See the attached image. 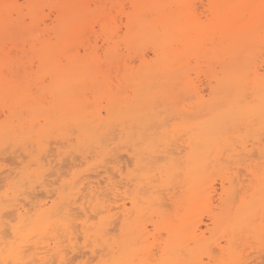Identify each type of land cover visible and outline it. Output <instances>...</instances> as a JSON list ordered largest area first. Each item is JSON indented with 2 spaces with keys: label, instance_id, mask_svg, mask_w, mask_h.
I'll return each instance as SVG.
<instances>
[{
  "label": "bare ground",
  "instance_id": "bare-ground-1",
  "mask_svg": "<svg viewBox=\"0 0 264 264\" xmlns=\"http://www.w3.org/2000/svg\"><path fill=\"white\" fill-rule=\"evenodd\" d=\"M189 1L190 0H130V2L132 3L133 10L131 12L125 13L127 14L126 16L127 20L125 22L126 32L124 31L125 35L121 37V39L127 42V44H129L130 47L133 46L135 49L140 48L141 46L143 47L144 44L152 43L154 47V55H155V58L154 57L152 58L155 59V61L153 62L149 61L147 58H145L146 55L144 56L142 55L143 53L142 52L141 58H139L141 61V64L139 62L140 66L138 68L136 67L130 68L131 66L127 67L125 72H123L124 82H125L124 85L120 84L122 87L119 85L117 86L118 87L117 89L113 90L107 84L108 75L106 73L104 74L99 69V67H97L96 64L95 65L93 64L95 60L94 62H92L93 61L92 57L94 54L93 51H95L94 49L97 46L95 45L93 46V48H90L92 44H90V42L87 44L88 42L87 41L86 44L88 46L86 48L92 51L87 52V49H86V51L84 52V55H81L79 51L75 52V50L73 49V47L76 46V44H73L75 40L72 39V36L76 35L77 33H78V38H79L80 36L84 35L86 30L89 31L88 24L92 23L90 22V18L91 20L92 18H94L95 22L99 23L101 30H103V32H106L107 34L106 42L107 40L109 42L112 41L114 43L118 42V39H115V36L118 34L117 30L119 28L117 29L111 25V23L114 22L115 20V18L112 15H110L111 13H108V12L106 13L105 9H103V7L100 5L96 6L95 9L84 8L82 5V0H57L53 4V7H55L57 10V14H56L57 24L54 23L51 27L49 26L50 27L49 29L47 28L48 31H50L54 35L53 38H55V41L51 39V37L45 38L43 34L41 36L42 37L44 36V38L40 37L39 41L37 42L36 38H38V36L36 33L38 32L35 33V31H37V28L40 26L38 24L39 22L38 20H40V16H42V12H43L42 8L49 2V0H25L27 8H28V14H29L28 16H30L31 18V22L29 24L25 22L26 20H23L25 18L23 19L21 18L22 14L20 15L19 13L18 17L14 19H13V16L10 14L12 10H15L17 13L20 12L21 7L18 6L17 0H0V27L2 29V32H0L1 33L0 44L3 45V42H5L6 39H11L13 37H16L17 39L16 38L14 39L18 40V34L21 33V30L24 29V27H27V28L30 27V33L32 34L34 32L35 35L37 36V37H34L36 40L33 41L34 45H32L33 47H31L32 50L34 51L32 52L38 58V61H39V64L37 65L38 70L36 72L37 78L39 79L41 76H43L42 74H45V73H47L50 76L49 82H47L46 84L43 82L44 84H41L43 85V87L41 86V90L48 92L50 95L49 101H43L38 95H35V96H38V97H35L33 93H31L28 89H26L27 82L24 81V79H18V75L20 74L16 75L17 73L14 72V76L16 75L17 77L15 78L16 80L13 78H9L8 76L4 74L3 69L5 68V66H9L10 64L13 63V58L12 56H8L7 53L2 50L3 47L1 48V45H0V102H3L6 98H10L11 99L9 100V102L11 101L10 108L8 109H11V117L16 115L19 118L18 119L19 123L17 124L12 123L11 121H6L7 118L5 121H2L0 123V144L7 142L6 140L10 138L13 141V136L14 137L19 136L18 139L16 138V142L20 143V145H22L21 143L26 144L24 142L31 141V140L42 144L43 138L47 137L51 133V131L53 134V132L56 133V129H57L58 130L57 135H58V133H60L59 131H64V130L69 131V129H71L72 127H74V129L77 130L76 132L77 134L79 133L77 138L79 139L82 138L84 142L88 140L89 143L100 144L103 142L104 137H106V134L108 133V131H110V129H112V131L115 129V128L113 129L114 125H120L122 129H127V132H130V134H134L133 129L136 126L138 128L137 133L139 134V136L137 137L136 134L134 136L137 137V138L135 137L136 139L135 144L138 145V147L135 149L133 156H134L135 165L137 166V168L144 169L142 173L143 177L142 179L140 178L141 183L151 184L155 181L157 182V180H159L160 178L159 184H164L165 182L167 186L169 183H170L169 185L171 186V182H173L175 179L181 176V178L186 183H188V189H191L193 191L191 195V199H193L199 195H204L206 192L210 194L213 191H217V188L213 184L212 177H211L213 172L217 169L216 171L220 170L219 173L222 177L221 194H225V198L223 199L225 203L224 209H222L220 213H213L210 217L215 226V229L216 227H218V229L222 227V229L224 228L225 232L230 233L229 238L227 240L225 239L226 244L222 245L221 243H217V248L216 249H214V247L212 248L211 245H208L209 242L207 243V241L204 240V237L202 236L203 234L201 235L198 232L200 230L199 228L200 226L199 225L197 226L196 224H195L196 227L193 226L192 227L193 229L191 231L186 232L188 230H185V229H188L189 227H190L189 230L191 229V226H192L191 222H190L191 224H188L189 226L187 225L185 221L180 222L179 226L174 225V227L170 226L172 225V223L169 225L167 224L168 225L167 229H169L168 231H169V234L171 233V237L169 238L167 237V239H165L166 242L160 248V255H158L160 256L158 257L160 258V263L158 264H193V263H197V264L198 263L199 264H211V263L212 264H237L238 261L241 264V261H240L241 257H239L240 254H238L240 251L238 250L239 248H237L238 246H236L238 234L235 232H237V230L239 229L241 230L243 227L248 228L247 231H249L250 233L251 231L253 232L257 230L258 227L257 228L255 227L254 222L255 220L259 219L258 218L259 216H261L259 215L260 212H264V175H261V173L259 172L258 165L253 167L251 165H247L246 163L247 166L245 167V170H247L248 172L246 174V176L248 175L246 177V179H248V183L246 185L244 184V182L247 181L246 179L236 180V177L232 176L233 174L230 173L229 171L230 169L229 162L231 163L232 161L231 159L232 155L229 154V151L233 150L231 148L233 146L232 139H235V137L233 138L230 132L232 129L234 130L237 129V131L241 130L242 128L235 129L236 125L238 124H244L246 128H249V129L251 128L253 129V127L260 128V126L262 127V125L264 124V75H262L263 73L262 74L259 73L257 68L253 69L249 61L252 55V48L254 46V43L258 39L264 37V33H263L264 32V0H207L204 12L205 10L208 12L209 18H208V21H206L205 19L206 22H202V20L200 21V19L194 17L193 6H195V4L192 5L190 4ZM118 5H119V10L121 12H125L124 11L125 7L123 6V3L122 4L118 3ZM26 19H28V17ZM116 19H118V17ZM42 26H46V25L43 24ZM27 28H25V30ZM38 31H39V28H38ZM114 33L116 35H114ZM23 35L25 38V34ZM26 35L28 36V34ZM102 35H105V34H102ZM21 36L22 35H20L19 37ZM27 36L26 38H28ZM30 36L31 37L29 38L32 39L34 35L33 36L30 35ZM35 42L37 43L35 44ZM112 42L110 45H113ZM120 42H123V41H120ZM203 43L209 44L204 49V51H202ZM97 44H98V41H97ZM142 47L140 50H142ZM71 49L74 51H72ZM199 52H202L201 54H203L204 58L209 60V61L207 60L208 62L210 61L218 62L219 67H220V69H212L210 73L211 79L209 81H211V83L213 82L214 83L211 84L210 89H211L212 98H210L209 103L203 99V96L200 95L197 89H194L193 92L190 91L192 90L191 87L193 86L190 87V82L188 79L189 76L185 72V69H187L186 65H189L188 62L187 64H185L186 59L190 57V55L195 54V53L199 55ZM18 53H20V51ZM116 53H115V56H116ZM25 55L26 53L23 56ZM60 55H63L65 57V59L67 60L66 63L63 64L59 61ZM111 55H113L112 52L110 53V56ZM137 56H140V52L138 53ZM22 59L24 60V58ZM123 59H124V56H123ZM117 60H119V58H117L115 61L117 62ZM24 61H27V60H24ZM112 67H113V64H112ZM219 67L217 66V68ZM23 68H26V66ZM111 69L113 70V68ZM11 70L12 69H10V71ZM22 75L23 74H21V77ZM87 76L90 77V82L89 80L88 82L86 81L87 82L86 86L88 85L89 88L93 90V94H92L93 99L86 97L85 94L83 93V89L85 88L84 81ZM100 76L102 78H99ZM35 79H36V76H35ZM29 81H30V78H29ZM111 85L114 86V84H111ZM126 86H130L132 88L131 95L127 94L128 95L127 96L125 94L126 92L123 90V87L125 88ZM36 89L34 90L35 92H36ZM39 90H40V86H39ZM189 91L196 98V101H194L195 103L193 102V104H191V106L194 107L192 109L193 110L196 109V112H193V110L188 111L187 109H185L182 106L183 103H180L181 99L178 98V96L179 97L182 96L183 98L182 100H185L184 97L186 93ZM249 94L253 96L251 100L248 99ZM189 95L188 97L189 99H191ZM102 98H106V105L105 107H103L106 110L105 117H103L101 113V110L103 109L99 110L100 108L99 105H101L99 104V101ZM176 104H177V107H176ZM15 105L17 106L19 105L22 111L26 108L27 111L29 112L28 116H24L23 115L24 112L23 114L20 113V109H18L19 114L18 115L15 114V111H16ZM19 106L17 108H19ZM172 112H176V113L178 112V114L184 117V119H188L187 117H192V118L194 117L193 118L194 120L195 117H198V119L196 118L194 121H191L188 124L187 123L186 124H175L174 127H177V126L180 127L179 125H181L183 126V128L185 127V129H187L188 131L187 134H185L186 137L184 138L183 143L181 145L180 144L176 145V142H174L176 140L174 139L172 140L173 142L167 140L168 130L167 131L163 130V133L159 135L157 134V132L152 131L153 125H155L157 122L162 123L165 121L164 114H166V117H168V115ZM174 116L172 118H174ZM34 120H37V123L40 125L39 129H36L37 123H35ZM41 120H43L44 123H41L42 122ZM259 128H257V130ZM54 129L55 131H53ZM116 130L118 129L116 128ZM257 130L255 129V131ZM108 135L109 134H107V137H110ZM114 135H116V133H114ZM177 135L180 136L179 133ZM134 136L132 137L134 138ZM114 138L116 139L115 136ZM178 138L180 139V137ZM130 139H128L127 141H129ZM56 141L58 140L56 139ZM171 146H174V147L172 148ZM240 147H242V145ZM184 151L185 153L181 156L182 152ZM46 152H49V151H46ZM175 152L177 153L175 154ZM177 154L179 155L178 157L176 156ZM51 155L52 153L50 154V156ZM223 155H226V159H223ZM77 157L78 156H76L75 158ZM118 157H120V154ZM118 157H115V158L117 159ZM46 158L47 156L45 157V159ZM109 159L111 158L109 157ZM119 159L121 160V158ZM246 159L247 158H245V160ZM112 160H115V159L113 158L111 159V161ZM237 160L239 161V159ZM239 164L241 165L244 163L240 162ZM255 164H259V163H255ZM255 167H257L256 168L257 170L255 169ZM22 168L24 169V167ZM23 171L25 172V170ZM110 171L111 170H109V172ZM120 171H119V174L121 176L122 172ZM28 173L30 174V172ZM181 173L184 175L183 177ZM115 174L117 173L115 172ZM117 176L115 177L114 175L115 178H117ZM182 179L179 181H183ZM161 180H163L164 182L160 183L162 182ZM176 181L178 182V180ZM159 184L158 186H160ZM109 185L111 188H113L112 185L114 186L112 182H110ZM139 185L141 186V184ZM143 185L144 184H142V186ZM183 185L184 184H182V186ZM14 186L16 187V185ZM87 186L89 187L88 188L89 196H91V198L93 199L94 197L96 198L98 196V191H99L98 188L100 187V185L94 186L90 184ZM17 188L18 187H16V189ZM167 188L169 189V187ZM146 189H147V186H146ZM171 189L172 188H170V190ZM140 190H142V187ZM157 190H160V188ZM146 192H148V190L147 191L145 190V193ZM27 193L28 192H26V194ZM68 194L69 192H67L66 194L64 192L60 193L59 191L57 199H46L44 201L41 200V202L39 203L36 202V204L39 206L38 208L36 204L35 206L31 204L30 208L27 207L26 204H28L27 201L29 200V197L28 198L26 197L28 199L26 200L27 203L25 202L22 203L21 202L23 200L22 199L20 202L18 201L16 203V206L15 204H11V206L14 205L16 207L14 209L15 210L14 214L17 215V217L19 218L18 219L19 225L18 224L17 226L11 225V228H12L11 232L13 233L12 234L13 237L10 234L8 235L7 232L4 233L5 229H9L8 228L9 225L8 223L6 224L5 221L3 222L2 216L5 214L4 213L5 205L4 204L1 205L2 202H0V264L1 263L9 264V262H11L12 264H29V263L32 264L33 262H35L33 264H37L38 261H40V263L38 264H47V262L49 263L50 260L48 261L46 259L47 258L52 259L54 256L57 260L60 261L59 262L60 264H63L62 262L68 259L67 258L68 255L65 256V254L66 253L68 254V252L66 253L63 252V254L60 253V251L63 249V248L60 249V247H64V245L61 244L62 240H60L61 239L60 237H59L60 239L58 238V240L55 241V245L53 244L54 245L53 247L50 246V244H47V246L46 245L42 246L41 250L37 251L38 253L36 252V253H33L32 255H28V253L27 255L25 254L26 250L29 251L28 248L26 249V247H29L30 245L27 246L26 245L27 241H24V239L25 240L28 239L29 238L28 236L31 235L33 232L37 231L40 234H45V233L50 234L51 231H55L57 229H58L57 231H61L62 234H64V236H65V233L68 234L67 235V238H69L68 241L70 240L72 242L74 239H76L75 236L78 237V235H76L77 233L75 234V231L71 229L72 223L69 222L72 219L71 218L72 215L70 213L71 208L69 209L68 208L69 206L67 207V205H65L66 200L70 198V196L68 197ZM160 195L162 196V194ZM47 197L50 198V196H47ZM73 197L71 195V198ZM108 197L110 199L109 201H112L111 197L110 196ZM5 198L7 197L5 196ZM74 198L72 200H74ZM83 198L81 199L83 200ZM126 198L127 197L124 198V202H121L122 198L117 199L118 201L113 200L114 203L112 205L114 207L115 202L116 203L120 202V204H118L117 207L120 208L119 213L121 212V215H123V221L121 222L122 227H120L122 228L121 232H123L122 238L120 237L119 241L116 240L117 244L116 242L114 243L115 246L116 245L118 246L115 249V251H117V253L119 254L118 255L113 254L114 256H112V259L110 261H109V258L111 256L108 258L107 262L102 263V264H135L134 261L138 257L137 256L138 249H136L134 245L135 244L137 245V243H139V240L142 237H147V234H148L147 226L145 225V223L143 224L141 222V218H140L141 216L139 215L137 218H135V220L131 219L132 214L130 215L131 210L126 207V202H125ZM163 200L164 199L160 201V204H163L164 202H166L164 201L163 203H161ZM74 201L75 203H77L76 200ZM88 201L89 203L91 202L90 199H88ZM131 203L134 206L136 202L133 200ZM152 203L153 205L155 204V202H152ZM70 204L74 205L73 202L71 201L68 205ZM72 205H70V207ZM82 207H84V205ZM103 207L106 208L105 205ZM107 207L108 208L110 207L111 209V205H107ZM33 210L35 211L33 212ZM87 212H89L88 209H87ZM7 213L9 214V210ZM5 215H4L5 218L9 217L7 216V214ZM33 215H35V217ZM77 215L79 217L78 210H77ZM77 215H75V217ZM119 216L120 215H118V217ZM162 216H165V215H162ZM189 217H191V215H187V218ZM92 218L93 217H91V219ZM94 218L96 219L97 217H94ZM170 218H171V215H170ZM3 223H5V225H8V227L6 228L3 227V229L5 228L4 230L2 229ZM29 224H31L30 225L31 228L28 227L29 229L28 228L24 229V227H27V225ZM99 224L96 228L93 227L96 229V232L94 234L96 236H100L101 238L105 236L104 237L105 239L106 234H107L106 231H107L108 225L105 226L102 221H101V224L100 225ZM115 225H118V224H115ZM162 225L164 226V224ZM87 231H84L83 229V233L87 234ZM109 232L111 231L109 230ZM8 233H10V230ZM79 235H81V233ZM224 235L225 234H223V236ZM10 236L14 238L13 241L9 240V238H11ZM64 236L62 235V237ZM107 237H110V236H107ZM19 238L23 240L17 243V240H19ZM55 238H57V236ZM262 238H264V236ZM30 239H32V237H30ZM39 239L38 241H40ZM64 239H66V236L65 238H63V240ZM50 240L52 239L50 238ZM34 241H37V240H33V242ZM65 241L66 240H64V243ZM85 242L86 241H84L83 243ZM104 242H106V240ZM109 242H110V239H109ZM191 242H193L192 245H191ZM241 242L239 243V247L241 245ZM89 245H92V244H89ZM246 245L249 246V244H246ZM107 246L111 247L109 245ZM243 246H245V243ZM71 248L75 249V245L73 244ZM109 249H112V248H109ZM30 250H31L30 253H32L33 252L32 248ZM33 250H34V247H33ZM65 250H67V247ZM106 250H108V248ZM146 250L147 249H145V251ZM94 251L95 250H93V253ZM110 251H113V250H110ZM138 251L139 253H142V251L140 252V249ZM153 251L154 250L149 249L148 252H144L143 255L141 256H144L145 254L148 255L147 257H149L150 254H151L150 257L154 256L152 255L154 253ZM107 252L109 253V250ZM203 252L208 257V260H209L208 263L204 262V259H202V257L200 256L201 254H203ZM87 253L89 252L87 251ZM216 254H219V255H216ZM259 257L260 256L258 255V258ZM144 261L146 262V260ZM145 262L143 264H145Z\"/></svg>",
  "mask_w": 264,
  "mask_h": 264
},
{
  "label": "rangeland",
  "instance_id": "rangeland-1",
  "mask_svg": "<svg viewBox=\"0 0 264 264\" xmlns=\"http://www.w3.org/2000/svg\"><path fill=\"white\" fill-rule=\"evenodd\" d=\"M17 1H18V6L21 7L20 12L17 13L15 10H12L10 14L13 16V19L14 18H17L18 15H19V13H20V15L22 14L21 15L22 16L21 18L22 19L25 18L23 20H26L25 22L27 24H29L31 22V18H30V16H28L29 15L28 14V8H27V5H26L25 0H17ZM56 1L57 0H49V2L43 7L44 9L42 8V10H43L42 16H40V20H38L39 21L38 24L40 25L38 27L39 28V31H38V28H37V31H35V33L38 32V33H36L37 36H38V38H36L37 40L34 38V37H37L35 35V33L34 32H33L34 34L33 33L32 34L30 33V27H28V28L27 27H24V29L21 30V33L18 34V40H16L17 39L16 37H13L11 39H6L5 42H3V45L0 44L1 45V48L3 47L2 50L5 51L8 56H12V58H13V63L10 64L9 66H5V68L3 69L4 74L6 76H8L9 78H13V79L17 78L16 75L20 74V75H18V79H24V81L27 82V86H29V87L26 86V89H28L31 93H33L34 96L35 95H38L43 101H49L50 100L49 99L50 95H49L48 92H46L44 90L43 91L41 90V86L43 87V85H41V84H44V83L46 84L47 82H49L50 81V76L47 73H45V74H42L43 76H41L39 79L37 78V73L36 72L38 70V66L37 65L39 64V61H38V58L34 55V53H33L34 51L32 50L31 47H33L32 45H34V42L33 41L36 40L38 42L40 37L41 38H44V36H45V38H50L51 37V39H53L55 41V38H53L54 35L50 31H48V29L54 23L57 24V20H56L57 10H56L55 7H53V4ZM189 2L192 5L195 4V6H193V9H194L193 10L194 11L193 12V15H194V17L200 19V21L202 20V22L208 21L209 14H208V12L206 10L204 12L205 5H206L207 0H190ZM118 3H121V4L123 3V6L125 7L124 8V11L125 12H121L119 10ZM82 5H83L84 8H87V9H89V8L90 9H95L96 6H99V5L102 6L103 9H105V12L106 13L107 12L108 13H111L110 15H112L115 18L114 22H112L111 25L113 27L117 28V29L119 28L117 30L118 31V34L116 35L114 33V35H116L115 36V39H118V42L114 43V42L111 41L113 45H110L111 42H109L108 40L106 42L107 34H106V32H103V30H101L99 23L98 22H95V19L94 18H92V20L90 18V22H92V23L88 24L89 27H90V28L88 27L89 31L86 30L85 33H84V35L80 36L79 38H78V33L76 35L72 36V39L75 40V42L73 44H76V46H74L73 49L75 50V52L79 51V53L81 55H84V52L87 49L86 47L88 46L87 44L89 42H90V44H92L90 46V48H93V46H95V45L97 46L94 49L95 51H93L94 54H93V57H92V60H93L92 62H94V60H95V62L93 64L94 65L96 64L97 67H99V69L104 74L106 73L108 75L107 76V84H108V86H110V88H112L113 90H115V89L118 88L117 86H119L120 84L124 85L125 82H124V73L123 72H125L126 68L129 67V66H131L130 68H133V67L138 68L140 66L141 61H140L139 58H141V53L142 52H143L142 55L143 56L146 55L145 58H147L149 61H152V62L155 61V59L152 58V57L155 58V55H154V47H153V44L152 43L144 44L143 47L141 46L142 47V50H140L141 47L135 49L132 45H131L132 47H130V45L127 44V42H125L123 39H121V37H123L125 35V32H126L125 22L127 20V17H126L127 14H125V13L126 12H131L133 10L132 3L130 2V0L129 1L128 0H117V1L116 0H93V1L92 0H88V1L87 0H84L83 1L82 0ZM27 17H28V19H26ZM117 17H118V19H116ZM205 19H206V21H205ZM41 24L42 25L45 24L46 26H42ZM114 24H115V26H114ZM120 25H121V27H120ZM112 26H110V27H112ZM25 28H27L28 30L27 29L25 30ZM45 28H46V30H45ZM0 32H2L1 27H0ZM43 32H45V33H43ZM101 32H103V33H101ZM39 33H40V35H39ZM23 34H25V38H24V35ZM26 34H28V36ZM43 34H44V36L42 37L41 35H43ZM102 34H105V35H102ZM20 35H22L21 36L22 38L19 37ZM30 35H32V36L34 35L32 37V39L29 38V37H31ZM0 36H1V33H0ZM26 36L29 39L26 38ZM14 38H16V39H14ZM90 39H92V40H90ZM21 40H23L24 42L21 41ZM97 41H98V44H97ZM120 41H123L126 44V46H125V44L123 42H120ZM260 41H262V42H260ZM37 42H35V44ZM86 42H87V44H86ZM206 44L207 43H203L202 44V47H203V50L202 51H204V49L209 45V44H207V45ZM28 47H29V49H28ZM22 48H23V50H22ZM116 49H117V51H116ZM74 50H72V51H74ZM19 51H20V53H18ZM27 51H28V53H27ZM89 51H92V50L87 49V52H89ZM24 52L26 53L25 56H23L25 54ZM111 52L113 53V55L110 56V53ZM116 52H118V53H116ZM137 52L138 53L140 52V56H137L138 55ZM115 53H116V56H115ZM119 53H120V55H119ZM201 53L202 52H199V55L197 53H195L196 56H195V54H192V55H190V57H188L186 59L185 64H187V62H188L189 65H186L187 66L186 67L187 69H185V72L189 76L188 79H189V82H190V87L193 86V87H191L192 90H190V91L193 92L194 89H197L198 92L200 93V95L203 96V99L206 102L209 103L210 98H212L211 89H210L211 88V84L214 83V82L211 83V81H209L211 79L210 78V73H211V70L212 69H220V67H219L218 62L213 61L214 64H213L212 61L208 62L209 60L206 59V58H204L203 57V54H201ZM119 56H121V57H119ZM123 56H124V59L125 60L123 59ZM133 56H135V57H133ZM197 57L198 58L201 57V58H199V60H198ZM22 58H24V60H27V61H24ZM117 58H119V60H117V62H116L115 60ZM30 59H31V61H30ZM133 59H135V60H133ZM203 60H204V62H203ZM59 61L61 63H63V64L67 62V60L65 59V57L63 55H60ZM130 61H132V62H130ZM249 61H250L251 66H252L253 69L257 68L258 69V72L261 73V74L263 73L262 75H264V37L258 39L254 43V46L252 48V55H251V58L249 59ZM139 62H140V64H139ZM207 62H208L209 65L207 64ZM24 64H25L26 68H23V67H25ZM112 64H113V67H112ZM216 65L219 68H217ZM15 67H16V69H15ZM208 67H209V69H208ZM111 68H113V70ZM188 68H190V69H188ZM10 69H12V70L10 71ZM103 69H104V71H103ZM14 72L17 73L15 76H14ZM121 72H122V74H121ZM12 73H13V75H12ZM111 73H112V75H111ZM21 74H23L22 75L23 78L21 77ZM35 76H36V79H35ZM110 76H111V78H110ZM29 78H30V81H29ZM99 78H102V77L100 76ZM88 80L90 82V77L89 76H87L86 79H85V81H84V87L85 88L83 89V93L85 94L86 97H88L90 99H93V95H92L93 94V90L90 89L88 85L86 86V83L88 82ZM28 81H29V83H28ZM111 84H114V86L111 85ZM38 85L40 86V90L41 91L39 90V86ZM35 89H36V92L34 91ZM123 90L126 92L125 93L126 95L127 94L131 95V93H132V88L130 86H126L125 88L123 87ZM190 91L186 93V95L184 97L185 100H182L183 99L182 96H180L181 98L178 96V98L181 99L180 100V103H183L182 106L185 109H187L188 111L189 110H193L192 108H194V107H192L191 104H193V102L196 101V98L191 94ZM41 94H43V95H41ZM188 95L190 96L191 99H189ZM38 96H35V97H38ZM252 98H253V96L251 94H249L248 99L251 100ZM6 99H7V101H6ZM6 99L3 102H0V123L2 121H5L6 118H7L6 121H11L12 123L17 124V123H19V120H18L19 118L16 115H14L15 117L14 116L11 117V109H8V108H10V102L11 101L9 102V100H11V99L10 98H6ZM176 101H177V99H176ZM99 104H101V105H99L100 106L99 110L100 109H103V110H101V113H102L103 117H105L106 116V110L103 107H105V105H106V98H102L99 101ZM18 106L15 105V107H16L15 114H17V115L19 114L18 109H20V106H19V108H17ZM176 107H177V104H176ZM194 110H193V112H196V109H194ZM21 111L22 110L20 109V113L23 114V112H24V114H23L24 116H28L29 112L27 111L26 108L22 112ZM173 116H174V118H172ZM164 117H165V121L162 122V123H160V122L158 123L157 122L155 125H153L152 131L153 132H157V134L159 135V134L163 133V130H166V131L168 130L167 131V134H168L167 135V137H168L167 140H169V141H172L173 139L176 140V141H174V142H176V145H179V144L181 145L183 143V140L186 137L185 134H187L188 131H187V129H185V127L183 128V126H181V125H179L181 128L178 127V126L177 127H174L175 124H186V123L188 124L189 122L194 121L196 118L198 119V117H195L194 120H193L194 117L193 118L192 117H187L188 119H184V117L180 116L178 114V112L177 113L176 112H172V113H170L168 115V117H166V114H164ZM176 117H178V118H176ZM8 118H9V120H8ZM169 118H171V119H169ZM41 121H42L41 123H44L43 120H41ZM34 122L37 123V120H34ZM26 124H27V122H26ZM36 125H37L36 126V129H39L40 128V125L38 123ZM161 125H162V127H161ZM238 125H236L235 129L236 128H238V129H241L242 128L241 130H238L237 131V129L236 130L232 129L231 132H230L232 134L233 138L235 137V139H232L233 146L231 148L233 150H230L229 151V154L232 155V158H231L232 161H231V163L229 162L230 166L228 165L229 168H230L229 169L230 173L233 174L232 175L233 177L234 176L236 177V180L246 179V177L248 176V175L246 176V174L248 172H247V170H245V167L247 165H251L253 167L256 166V165H258L259 166L258 167L259 168V172L261 173V175H264V124L262 125V127L260 126V128L259 127H253V129L252 128L251 129L246 128V126L244 124H238ZM116 128L118 130H116ZM257 128H259V129L257 130ZM113 129L115 130V132H114V130L112 131V129H110V131H108V133H107V134H109L108 136H110V137H107V134H106V137H104L103 142L100 143V144L89 143L88 140L84 142L82 140V138L81 139L77 138L79 133L78 134L76 133L77 130L74 129V127H72L71 129H69V131H66V130L59 131L61 134L58 133V135H57V132H58L57 129H56V133L53 132V134H52V131H51V133L47 137L43 138L42 144L41 143L34 142V141L31 140V141L24 142L26 144L21 143L22 145H20V143H17L16 142V138L18 139L19 136L18 137H14L13 136V141L15 143L10 138L11 140L10 139L6 140L8 143L5 142V143L0 144V202H2L1 205L2 204L5 205L4 206V208H5L4 209V213L7 214V216H9L8 218L7 217L6 218L4 217L5 214L2 216L3 222L5 221V223L6 224L8 223V225H9V227H8V225H5V223H3L2 229H3V227H5V228L8 227L9 228V229H5L4 228L5 229V230L3 229L4 230V233L7 232L8 235L10 234L13 237V235H12L13 233L11 232V230H12L11 225H15V226H17V224L19 225V222H18V219L19 218L17 217V215L14 214V211H15L14 209L16 208L15 206H16V203L18 201L20 202L23 199L21 202L22 203L23 202H25V203L28 202V204H26V205H27L28 208H30L31 207V204L33 206H35L36 202L39 203V202H41V200L44 201L46 199H57L58 198L59 191H60V193L61 192H64L66 194H67V192H69L68 197L70 196V198H68L69 200L67 199L68 201L66 200L65 205H67V207L69 206L68 207L69 209L71 208L70 209V213L72 215L71 216L72 219L69 222L72 223L71 224L72 225L71 226V229H73V231H75V234L77 233L76 235H78L79 238L77 236H75L76 239H74L75 237L73 238L75 241L72 239L74 242L73 241L71 242L70 240L68 241V239H69V238H67V235L68 234L65 233L66 239H64V240H66V241L64 243L63 238H65V236H64V234H62L61 231H57L58 229L55 230V231H51L50 234H46V233L45 234H40V233H38L36 231V232H33L31 235H29L28 236L29 237L28 239H26V240L24 239V241H27L26 242V245L27 246L30 245L29 247H26V249L28 248V250H29V251H27V250L25 251L26 252L25 253L26 255H27V253H28V255H32L33 253H36L37 251H40L41 250V247L42 246H45V245L47 246V244H50V246L53 247L55 245V241H57L58 238L60 237L61 239L60 238L59 239L62 240V242L60 240L59 241L61 242L62 245H64V247H60V249L63 248L60 251V253L63 254V252H65V253L68 252V254L67 253L66 254L64 253L65 256L68 255L67 256L68 259L65 260V261H63L62 262L63 264H102V263L107 262L108 258L111 256L109 258V261H110L112 259V256H114L113 254H115V255H118L119 254V253H117V251H115V249L118 246L117 245L115 246L114 243L116 242V240L119 241L120 240V237L122 238V234H123V232H121L122 228H120V227H122V225H121L122 223L121 222L123 221V215H121V212L119 213L120 208L117 207V205L120 204V202L119 203H116L115 202V204H114L115 205L114 206L115 208H114L112 206L113 203H114L113 200L114 201L115 200L118 201L117 199L122 198V201L121 202H124V198L125 197H127L126 200H125L126 207L131 210L130 211V215L132 214L131 215V219L132 220H135V218H137L140 215L141 216L140 217L141 218V222L143 224L145 223V225L147 226V232H148L147 237H142L140 239L141 241L139 240V243H137V245L136 244L134 245V247L136 249H138V250L140 249V252L142 251V253H139V251L137 250V252H138V255L137 256L138 257L137 256L136 257L138 259L135 257L136 258V260L134 261L135 264H143L145 262L144 260H146L145 264L146 263L147 264L148 263L149 264H158V263H160V258H158L160 256H158V255H160V248L166 242L165 239H167V237L168 238L171 237V233L169 234V231H168L169 229H167L168 228V225L171 224V223L173 225V226L170 225L171 227H174V225L175 226H179L180 222H182V221H185L187 223V225L192 223V226L190 225L191 226V229L189 230L190 227L189 228L187 227L188 229H185V230H188V231H186V232L191 231L193 229L192 228L193 226L196 227V225L197 226L199 225L200 226L199 227L200 230L198 232L201 235L203 234L202 236L204 237V240H206L207 243L209 242L208 245H211V247L212 248L214 247V249L217 248V243H221L222 245H225L226 244L225 239L227 240L229 238V234L230 233L229 232H225L224 228L222 229V227L219 228V229H218V227H216V229H215V226H214V224H213V222L211 220V217H210L213 213H220L222 211V209H224V205H225V203L223 201V199L225 198V194H221V192H222V187H221L222 186V184H221L222 183V177H221V175L219 173L220 170L216 171L217 170L216 169L213 172L212 176H211L212 177L213 184L217 188V191H213L210 194L207 193V192H206L207 193L206 194L204 192L205 194L202 193L204 195H199L196 198H193L194 200L191 199V195H192V192L193 191L191 189H188V183H186L181 178V176L178 177L177 179H175L173 182H171V186L169 185L170 183L167 186L166 183L163 180H161L162 182H160V183H163L164 182V184H159L160 178H159V180H157V182L155 181V182H153L151 184L141 183L140 182V178L142 179V177H143L142 176V173H143L144 169L137 168V166L135 165V159H134V156H133V154L135 152V149L138 147V145L135 144V142H136L135 137L136 136L137 137L139 136V134L137 133V129L138 128L136 126L134 127V129H133L134 134H130V132H127V129H122L120 125H114L113 126ZM255 129L258 132L255 131ZM53 131H55V129ZM234 131H236V132H234ZM174 132H175V134H174ZM237 132H238V134H237ZM114 133H116V135H114ZM178 133L180 134V136L177 135ZM135 134H136V136H134ZM11 135H12V133H11ZM114 136L116 137V139L114 138ZM132 136H134V138ZM240 136H241V138H240ZM130 137H131V139H130ZM178 137H180V139L182 141ZM61 138H62V140H61ZM236 138H238V139H236ZM56 139L58 141H56ZM105 139H107V140H105ZM128 139H130V140L127 141ZM240 139H242V140H240ZM9 140H10V142H9ZM51 140H53V141L55 140V141L53 142ZM246 140H248V141H246ZM64 141H66V142H64ZM11 143H13V144H11ZM15 144L18 145L19 147L16 146ZM97 145H98V147H97ZM241 145H242V147H240ZM9 146H10V148H9ZM85 146H87V147H85ZM129 146H131V147H129ZM171 147L173 148L174 146H171ZM8 150H10V151H8ZM46 151H49V152H46ZM70 151H72V152H70ZM44 152H46V153H44ZM51 153H52L53 156L52 155L50 156ZM176 153L177 152H175V154ZM184 153H185V151L182 152L181 156ZM46 154H48V155H46ZM119 154H120V157H118ZM250 154H252V155H250ZM43 155L45 157L47 156V158L45 159V157ZM76 156H78V157L75 158ZM176 156L178 157L179 155L177 154ZM109 157L111 159L114 158L115 160H112L111 161V159H109ZM115 157H118V158L116 159ZM119 158H121V160ZM245 158H247L248 160L247 159L245 160ZM41 159H42V161H41ZM223 159H226V155H223ZM237 159H239V161L241 160L240 162L241 163H244V164H241L240 165L239 164L240 162ZM118 160H119V162H118ZM242 160H243V162H242ZM246 163H247V165H246ZM255 163H259V164H255ZM43 165H45V166H43ZM22 167H24V169ZM28 168H30V169H28ZM217 168H218V166H217ZM256 168L257 167H255V169ZM23 170H25V172ZM104 170H105V172H104ZM109 170H111L110 172H112V173H110ZM119 171L122 172V175L121 176L119 174ZM28 172H30V174ZM115 172L117 174H115ZM114 175H115V177L118 175L117 178H115ZM181 175H182V177L184 176L182 173H181ZM64 177H65V179H64ZM23 178H25V179H23ZM131 179H133V180H131ZM181 179L185 183L183 181H179ZM91 180H92V182H91ZM176 180H178V182ZM246 180L247 181L244 182L245 185L248 183V179H246ZM110 182H112L114 184V186L112 185V187L114 189L110 187V185H109ZM156 183H157V185H156ZM90 184H92L94 186L100 185V187L98 188V190H99L98 191V196L96 198L94 197V199L91 198V196H89V194H88L89 193V189H88L89 187L87 185H90ZM139 184H141V186ZM142 184H144V185L142 186ZM152 184H154V185H152ZM158 184L160 186H158ZM172 184H173V186H172ZM182 184H184V185L182 186ZM14 185H16V187H18V188L16 189V187ZM106 186H107V188H106ZM146 186H147V189H146ZM180 186L182 187V189H181ZM141 187H142V190H140ZM167 187H169V189ZM159 188H160V190H157ZM170 188H172V189L170 190ZM144 189L146 191L148 190V192H146L147 194L145 193V190ZM166 189H168V190H166ZM16 190H18V191H16ZM26 192H28V193L26 194ZM21 193H23V194H21ZM143 193H145V194H143ZM99 194H100V196H99ZM105 194H106V196H105ZM160 194H162L163 197ZM208 194H209V196H208ZM71 195H72V197L73 196L74 197L77 196V197H75L76 199L73 197L74 200H76L77 203H75V201L72 200L73 198H71ZM82 195H83V197L84 196L85 197L83 198ZM5 196L7 198H5ZM47 196H50V198L47 197ZM108 196L111 197L112 201H109L110 199H109ZM203 196H204V198H203ZM211 196H213V197H211ZM26 197L27 198L29 197V200L30 201ZM79 197H80V199H79ZM161 197H162V199H164L161 203H163L164 201H166L163 204H160V201L162 200ZM210 197H211L212 200L210 199ZM77 198H78V200H77ZM81 198H83V200ZM88 199H90V201H91L90 203H89ZM131 199H132V201L134 200L136 202L134 204V206L131 203L132 202ZM165 199H167V200H165ZM26 200H28V201L26 202ZM106 200L109 202V204H108V202ZM70 201L73 202V204H74V205L70 204V205H72L71 207H70V205H68L70 203ZM152 202H155V204L153 205ZM156 203H158V204H156ZM11 204H15V206L12 205L13 206L12 207ZM101 204L103 206L105 205L106 208L103 207ZM159 204H160V206H159ZM83 205H84V207H82ZM107 205H111V209H110V207L108 208ZM38 207L39 206L37 205V208ZM73 207H74V209H73ZM87 209H88L89 212H87ZM8 210H9V214L7 213ZM77 210H78V213H79V217L77 215ZM34 211L35 210H33V212ZM97 211H98V213H97ZM10 214H12V215H10ZM90 214L91 215L93 214V215L91 216ZM94 214H95V216H94ZM75 215H77V216L75 217ZM118 215H120V216L118 217ZM162 215H165V216H162ZM170 215H171V218H170ZM187 215H191V217L187 218ZM259 215H261V216L258 217L259 219L258 220H255V222H254L255 227L256 228L258 227L257 230H255L253 232L251 231V233H250L249 231H247L248 228L243 227L241 230L239 229V230H237V232H235V233L238 234L237 235L238 236V239H237L236 246H238L237 248H239L238 250L241 252V253L240 252L238 253V254H240L239 257H241V260H240L241 261V264H264V238H262L264 236V232H263L264 231V227H263V225H264V212H260ZM33 216L35 217V215H33ZM33 216H32V218H33ZM80 217H81V219H80ZM91 217H93V218L91 219ZM94 217H97V218L95 219ZM113 218H115V219H113ZM176 218H178V219H176ZM179 219H180V221H179ZM75 220H76L77 224H76ZM84 220H85V222H84ZM101 221L103 222V224L105 226L108 225L107 226V231H106L107 234H106V238L105 239H104L105 236H103L101 238L100 236H96L94 234L96 232V229L95 228L98 226L99 222L101 224ZM16 222H18V223H16ZM90 222H92V223H90ZM115 224H118V225H115ZM162 224H164V226ZM30 225L31 224L27 225V227H24V226L23 227H24V229L25 228L27 229L28 227L31 228ZM77 225H79L80 227L77 226ZM83 227H85V228H83ZM93 227H95V228H93ZM77 228H79V229H77ZM83 229H84V231H87L88 230L87 231V234L86 233H83ZM9 230H10V233H8ZM109 230L111 232H109ZM239 231H241V232H239ZM79 232L81 233V235H79L80 234ZM116 232H118V233H116ZM247 232H249V233H247ZM242 233H243V235H242ZM54 234H56V235H54ZM223 234H225L228 237H226L225 235L223 236ZM262 234H263V236H262ZM33 235H35V236H33ZM62 235L64 237H62ZM56 236H57V238H55ZM107 236H110V237H107ZM12 237L9 238V240H12L13 241L14 238H12ZM30 237H32V239H30ZM87 237L89 238V240H88ZM113 237L115 238V240H114ZM240 237H241V239H240ZM43 238H45V239H43ZM50 238L52 240H50ZM217 238H218V240H217ZM38 239L40 241H38ZM98 239H100V240H98ZM109 239H110V242H109ZM22 240L23 239L19 238V240H17V243H19ZM33 240H37V241H34L33 242ZM103 240L104 241L106 240V242H104ZM113 240H114V242H113ZM239 240H241L242 242L239 241ZM77 241H79V242H77ZM84 241H86V242L83 243ZM246 241H248V242H246ZM40 242H41V244H40ZM67 242H68V244H67ZM137 242H138V240H137ZM240 242H241V245H240L241 248L239 247V243ZM71 243H73L75 245V249L71 248L72 245H73ZM101 243H103V244H101ZM244 243H245V246H243ZM89 244H92V245H89ZM116 244H117V242H116ZM145 244H147V245H145ZM192 244H193V242H191V245ZM246 244H249V246L246 245ZM97 245H98V247H97ZM107 245H109L111 247H108ZM38 246H39V248H38ZM90 246L91 247L93 246V247L91 248ZM33 247H34V250H33ZM66 247H67V250H65ZM29 248L30 249L32 248V251H33L32 253H30L31 250ZM79 248H80V250H79ZM100 248H101V250H100ZM107 248L109 250L110 255L107 252L108 250H106ZM109 248H112V249H109ZM92 249L95 250L94 253H93V250ZM145 249H147V250L145 251ZM149 249L154 250L153 251L154 253L152 254L154 256H151L150 257L151 254L149 255L150 258L147 257L148 256L147 254H145L144 256H141V255H143L144 252H148ZM110 250H113V251H110ZM87 251L89 253H87ZM81 253L82 254L85 253V254L82 255ZM241 254L242 255L244 254L243 257H242ZM216 255H219V254H216ZM245 255H247V256H245ZM258 255L260 256L259 258H258ZM77 256H79V257H77ZM155 256H156V258H155ZM200 256L202 257V259H204V262L208 263V261H209L208 260V257H207L206 254H204V252ZM93 257H94V259H93ZM54 258H55V256L52 259H48L47 258L46 260H48V261L50 260L49 263L47 262V264H52V263H54V264H60L59 263L60 261L57 260L56 258L55 259ZM31 259H32V257H31ZM69 259H71L73 261H71ZM91 259H93V260H91ZM67 261H68V263H67ZM242 262H244V263H242ZM33 263H35V262H33ZM38 263H40V261H38L37 264ZM9 264H12V263L9 262ZM193 264H197V263H193ZM237 264H240V262L238 261Z\"/></svg>",
  "mask_w": 264,
  "mask_h": 264
}]
</instances>
